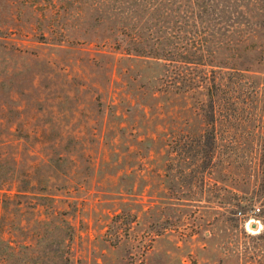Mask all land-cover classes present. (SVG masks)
<instances>
[{"label":"rangeland","instance_id":"obj_1","mask_svg":"<svg viewBox=\"0 0 264 264\" xmlns=\"http://www.w3.org/2000/svg\"><path fill=\"white\" fill-rule=\"evenodd\" d=\"M0 264H264V0H0Z\"/></svg>","mask_w":264,"mask_h":264},{"label":"trees","instance_id":"obj_2","mask_svg":"<svg viewBox=\"0 0 264 264\" xmlns=\"http://www.w3.org/2000/svg\"><path fill=\"white\" fill-rule=\"evenodd\" d=\"M165 58L168 60L169 66H171L169 68V71L172 73L169 74V77L165 79L166 85H171L173 83V79H175V86L177 89L193 90L201 84H203L204 88L207 89L211 101L210 110L208 112H205V116L207 115L212 122V131L214 129V121L216 119V116L218 114H221L220 108H217L218 106H216V99L225 97L227 98V102H229L230 104L233 103L236 98L235 94L233 93V90L235 89L233 86V82L237 80V77L228 75L227 72L223 69H221L220 74L216 75L213 69H210L211 72H209V69H206L204 66L197 67V69H195L194 67H190L188 63L194 61L192 60L193 58L182 53H178L177 55L171 54L170 56H167ZM228 73L230 74V72ZM231 74L235 73L232 72ZM236 74L240 76L239 81H243V72H239ZM171 76L173 79L171 78ZM245 83L249 86V82L247 79L244 80V84ZM224 86H227L229 90H232V92L224 93L223 96L219 95V93L221 92L220 90L223 89ZM226 113L229 114L228 116H231V112ZM209 147L211 148L212 146L210 145Z\"/></svg>","mask_w":264,"mask_h":264},{"label":"built area","instance_id":"obj_3","mask_svg":"<svg viewBox=\"0 0 264 264\" xmlns=\"http://www.w3.org/2000/svg\"><path fill=\"white\" fill-rule=\"evenodd\" d=\"M259 210V207L258 206H255L254 208V211H258ZM238 213L241 215V216H244L243 212L241 210L238 211ZM247 224H249V220L246 221Z\"/></svg>","mask_w":264,"mask_h":264}]
</instances>
